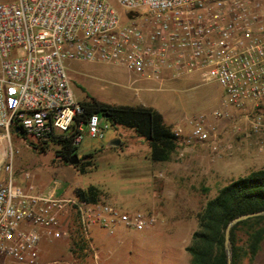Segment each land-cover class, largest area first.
<instances>
[{
  "label": "built area",
  "instance_id": "2783aa9c",
  "mask_svg": "<svg viewBox=\"0 0 264 264\" xmlns=\"http://www.w3.org/2000/svg\"><path fill=\"white\" fill-rule=\"evenodd\" d=\"M9 0L0 2V137L12 128L37 143L71 137L104 139L111 122L87 114L75 96L67 61L108 62L143 79L165 81L199 73L220 83L224 105L245 112L248 135L264 134V0ZM248 107V109H247ZM229 108L177 124L178 156L195 144L216 151L214 120ZM237 129H240L237 127ZM5 161V162H4ZM0 182V264H38L43 239L88 236L92 225L110 234L119 225L143 230L151 213L127 212L103 202L46 191L14 181L13 151L3 159ZM28 177L29 174L26 173Z\"/></svg>",
  "mask_w": 264,
  "mask_h": 264
},
{
  "label": "rangeland",
  "instance_id": "374dc122",
  "mask_svg": "<svg viewBox=\"0 0 264 264\" xmlns=\"http://www.w3.org/2000/svg\"><path fill=\"white\" fill-rule=\"evenodd\" d=\"M109 1L125 11L118 0ZM66 65L80 101L93 96L114 105L150 106L163 114L167 124L174 127L179 123L188 131V119L199 115L212 118L214 110L229 108V118L214 120L220 136L218 149L195 144L196 150L186 151L182 157L177 153L154 172L156 165L146 140L134 129L111 123L104 139L86 136L78 146L79 158L95 154L92 168L82 173L75 164H64L56 156L58 145L52 141L50 149L43 152L34 147L37 142L33 137H22L11 129L10 135L0 139V182L8 178L3 159L12 150L14 181L28 192L46 191L55 180L58 191L65 195L75 193L77 187L95 185L102 190L101 201L123 211L157 217L143 230L119 225L113 234L92 225L88 236L82 233L84 254L75 252V257L82 254L86 258L85 264H191L187 247L198 228V213L222 186L264 167V134L248 135L245 112L226 107L220 83L204 81L199 73L160 82L140 78L115 63L70 60ZM118 138L122 144L111 146ZM165 194L170 197L166 199ZM38 264L77 263L64 240L43 239ZM253 264H264V243Z\"/></svg>",
  "mask_w": 264,
  "mask_h": 264
},
{
  "label": "trees",
  "instance_id": "16d2710c",
  "mask_svg": "<svg viewBox=\"0 0 264 264\" xmlns=\"http://www.w3.org/2000/svg\"><path fill=\"white\" fill-rule=\"evenodd\" d=\"M87 114L101 113L113 125L134 129L150 146V159L153 162H169L177 155L179 142L173 126L166 123L157 109L145 105H114L102 102L93 96L81 101ZM16 128H12L15 131ZM16 132V131H15ZM22 137L26 135L16 132ZM58 145L56 156L64 163L78 155V146L71 137L56 136L52 140ZM122 144V143H121ZM49 142L35 143L34 147L46 152ZM94 153L79 158L75 164L82 173L93 166ZM75 193L87 200L101 199L102 190L98 186L77 187ZM264 210V167L233 179L222 186L218 194L206 201L198 213V228L192 234L187 247L191 254V264H228L225 249V230L228 223L240 215ZM73 228L71 250L83 253L86 239L78 225ZM232 264H253L264 243V214L250 217L235 224L231 229ZM84 254V253H83Z\"/></svg>",
  "mask_w": 264,
  "mask_h": 264
},
{
  "label": "water",
  "instance_id": "95a60500",
  "mask_svg": "<svg viewBox=\"0 0 264 264\" xmlns=\"http://www.w3.org/2000/svg\"><path fill=\"white\" fill-rule=\"evenodd\" d=\"M16 132H19V128H16L15 129ZM121 144V140L118 138V139H114L112 142H111V146H119ZM79 162V157L78 155H75L71 160H70V163L71 164H77ZM264 214V210L262 211H258V212H253V213H246V214H243V215H240L238 217H235L234 219H232L227 227H226V230H225V249H226V252L228 254V264H232V252H231V247H230V242H231V239H230V236H231V229L232 227L237 224L238 222L242 221V220H245V219H248L250 217H254V216H258V215H262Z\"/></svg>",
  "mask_w": 264,
  "mask_h": 264
},
{
  "label": "crops",
  "instance_id": "0c3cea01",
  "mask_svg": "<svg viewBox=\"0 0 264 264\" xmlns=\"http://www.w3.org/2000/svg\"><path fill=\"white\" fill-rule=\"evenodd\" d=\"M168 124L172 125V123H168ZM178 124H179V123H178ZM193 146H194V145H193ZM193 146L187 148V151H191V152H193L194 150H196V147H193ZM155 163H156V164H155ZM163 163H166V162H154V165H156V166H154V167H155L154 172H155V170L158 171L160 167H163V165H162ZM157 164H161V166H159V165H157ZM158 166H159V167H158ZM174 196H175L174 194L171 195V197H174ZM169 197H170V196H168L167 194H165V198H166V199L169 198ZM158 206H160V203H158ZM59 239L64 240V241L67 243V245L70 247V254H71L73 260H74L77 264H85V263H86V260H85L86 258H83V255H82V254H80L79 256H76V257H75V253L71 250V240H69L68 237L58 238V240H59ZM53 240H56V239H53ZM51 241H52V240H51Z\"/></svg>",
  "mask_w": 264,
  "mask_h": 264
},
{
  "label": "bare ground",
  "instance_id": "6f19581e",
  "mask_svg": "<svg viewBox=\"0 0 264 264\" xmlns=\"http://www.w3.org/2000/svg\"><path fill=\"white\" fill-rule=\"evenodd\" d=\"M0 139H2V138L0 137Z\"/></svg>",
  "mask_w": 264,
  "mask_h": 264
}]
</instances>
